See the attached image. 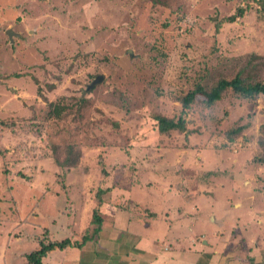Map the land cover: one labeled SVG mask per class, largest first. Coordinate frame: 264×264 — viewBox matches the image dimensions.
Masks as SVG:
<instances>
[{"label":"rangeland","instance_id":"1","mask_svg":"<svg viewBox=\"0 0 264 264\" xmlns=\"http://www.w3.org/2000/svg\"><path fill=\"white\" fill-rule=\"evenodd\" d=\"M239 7L244 15L217 31L215 21ZM263 16L264 0H0V264H28L24 254L49 232L93 234L99 189L117 190L111 202L125 193L161 208L196 205L204 229L232 193L212 187L215 175L227 184L264 176L254 161L264 155V95L228 89L212 106L198 95L184 132L161 134L156 120L178 119L181 96L198 83L239 72L264 80ZM50 102L69 107L49 116ZM241 124L248 128L230 140ZM69 144L82 156L63 168L56 158ZM246 254L238 260L253 264ZM75 257L56 249L44 261Z\"/></svg>","mask_w":264,"mask_h":264},{"label":"crops","instance_id":"2","mask_svg":"<svg viewBox=\"0 0 264 264\" xmlns=\"http://www.w3.org/2000/svg\"><path fill=\"white\" fill-rule=\"evenodd\" d=\"M248 175L245 178V173L241 174L243 183L234 180L228 184L219 181L216 175L213 177L212 187L222 189L229 185L232 193H223L221 213L216 216L211 211L209 215H212V220L207 222L204 229L199 227L205 226L206 222L200 217L196 205L188 208L176 204L161 208L159 202L145 203L140 198H132L130 194L125 198V193L120 194L124 203L111 202L112 199L103 202L100 206L103 214L100 230L93 231V234L86 230L84 235H88V238L81 246L64 248L75 251L76 257L59 264H248L238 260L245 258L246 253L250 254L253 264H264V176ZM112 193L114 196L118 194L117 190ZM188 194L190 197L209 196L194 190ZM187 217L190 222L185 227ZM92 227L87 225L86 228ZM79 230L77 228L68 238L73 242L81 241ZM53 251L44 257L43 264ZM196 252L200 255L208 253V256L196 263L183 260L185 255ZM235 254L238 258L234 260L232 256ZM213 258L216 263H212Z\"/></svg>","mask_w":264,"mask_h":264},{"label":"trees","instance_id":"3","mask_svg":"<svg viewBox=\"0 0 264 264\" xmlns=\"http://www.w3.org/2000/svg\"><path fill=\"white\" fill-rule=\"evenodd\" d=\"M244 7H239L237 11L221 20L215 21V28L218 31L224 22H234L245 13ZM264 18V16H263ZM232 89L234 93L243 97L247 100H254L259 95H264V80H251L249 77L243 76V72L237 73L231 79L220 78L210 87H206L204 84L198 83L194 89L188 91L186 94L181 96L180 101L182 103V112L178 119L169 118L167 116L158 115L156 117L158 131L161 134L170 133L172 130H178L180 132L186 131V118L184 114L192 103L196 101L198 95L204 96V102L208 106H212L216 102L220 101L226 90ZM68 104L61 102H50V109L48 111L49 116L61 117L62 114L68 109ZM248 124V123H247ZM247 124L238 125L230 129L227 133L230 140L235 136L241 134L245 129L248 128ZM56 149V145H54ZM56 151V150H55ZM82 156V151L76 145L69 144L65 147V156L63 159L56 158L57 163L64 167H76ZM255 162H259L264 165V155H260L254 158ZM211 173V172H210ZM209 173V174H210ZM211 175V174H210ZM112 198L111 189H99L96 192V200L98 205L93 210L92 223L95 224L94 232L100 230L103 223V214L101 211V204L103 202H110ZM88 235H84L81 241H72L70 238H64L62 240H52L50 238V232L47 239L41 238L39 245L32 251L25 253L28 264H43V259L53 250L64 249L70 246H81Z\"/></svg>","mask_w":264,"mask_h":264},{"label":"water","instance_id":"4","mask_svg":"<svg viewBox=\"0 0 264 264\" xmlns=\"http://www.w3.org/2000/svg\"><path fill=\"white\" fill-rule=\"evenodd\" d=\"M7 33H8V35L10 36V38H12V36H13V34H14L13 30L9 29V30L7 31ZM101 79H102V77L96 78V79L94 80V82L91 84V86L94 85L96 82H98V81L101 80Z\"/></svg>","mask_w":264,"mask_h":264}]
</instances>
